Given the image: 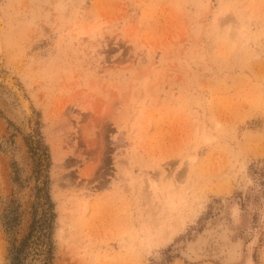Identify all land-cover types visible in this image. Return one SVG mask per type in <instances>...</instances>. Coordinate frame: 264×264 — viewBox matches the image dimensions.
I'll use <instances>...</instances> for the list:
<instances>
[{"label": "rangeland", "instance_id": "rangeland-1", "mask_svg": "<svg viewBox=\"0 0 264 264\" xmlns=\"http://www.w3.org/2000/svg\"><path fill=\"white\" fill-rule=\"evenodd\" d=\"M43 187L53 264H264V0H0V264Z\"/></svg>", "mask_w": 264, "mask_h": 264}, {"label": "trees", "instance_id": "trees-1", "mask_svg": "<svg viewBox=\"0 0 264 264\" xmlns=\"http://www.w3.org/2000/svg\"><path fill=\"white\" fill-rule=\"evenodd\" d=\"M38 205L42 210L38 218L35 209L34 220L27 236L10 249V264H53L55 259V246L53 242V223L56 215L54 204L46 187L39 188ZM13 219L7 220L12 225Z\"/></svg>", "mask_w": 264, "mask_h": 264}, {"label": "bare ground", "instance_id": "bare-ground-1", "mask_svg": "<svg viewBox=\"0 0 264 264\" xmlns=\"http://www.w3.org/2000/svg\"><path fill=\"white\" fill-rule=\"evenodd\" d=\"M153 178V177H152ZM153 180V179H152ZM154 183V182H153ZM221 226H222V224H220ZM224 225V224H223ZM220 227V226H219ZM224 227V226H223ZM225 228V227H224ZM219 229V228H218ZM223 228L221 227L220 228V231L222 230ZM219 231V230H218ZM209 232V231H208ZM208 232H207V235L208 236H211L212 237V235H214L215 233H212V232H210L209 234H208ZM225 232V231H224ZM224 232H220L219 234H217V237H218V239H217V237L215 238L216 239V242L217 243H222V249L220 250V252L222 253V256H223V259H224V257H225V260H226V263H227V261L228 262H230L236 255H237V253H238V251H237V249L240 247L239 245H235V243L233 244H231L230 242H229V238L227 237L228 235L227 234H225ZM226 232H227V230H226ZM218 233V232H217ZM207 236V237H208ZM197 242H195V244H189V246H188V248H187V251H186V255L188 256V257H193V256H197L199 253H200V250H202V247L201 246H203V245H206L207 243H208V241H207V239L205 238V236L203 235V236H200L199 237V239L198 240H196ZM215 241V240H214ZM216 246V245H215ZM220 246H221V244H220ZM205 247V246H204ZM203 247V248H204ZM218 247V246H217ZM205 249V248H204ZM203 249V251H205ZM218 249V248H217ZM215 250V249H214ZM238 258H239V256H237ZM198 258V257H197ZM196 258V259H197ZM200 258V257H199ZM224 260V261H225Z\"/></svg>", "mask_w": 264, "mask_h": 264}]
</instances>
